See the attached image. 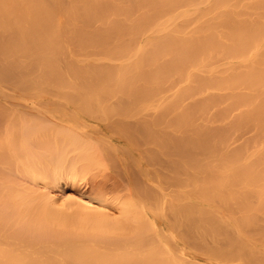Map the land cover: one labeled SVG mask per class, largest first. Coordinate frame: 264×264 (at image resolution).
<instances>
[{
    "label": "bare ground",
    "instance_id": "bare-ground-1",
    "mask_svg": "<svg viewBox=\"0 0 264 264\" xmlns=\"http://www.w3.org/2000/svg\"><path fill=\"white\" fill-rule=\"evenodd\" d=\"M163 124L168 128L166 125L164 128ZM211 124H219L222 127L217 125L214 127ZM104 129L111 132L110 136L113 139L132 145L135 148H132L133 151L140 156L144 158L147 156L148 160L144 158L143 160L152 167L150 170L145 168L140 170L142 166L140 162L138 163L140 166L137 164L140 174L136 170L138 175L134 171L133 175L127 171L130 170L129 166L126 165L128 167L126 170L123 164L122 171L124 169L126 171L123 176L119 171L120 177L116 175L117 172L107 177L105 174L102 177L101 174L98 180L96 176L94 179L92 177L93 180L85 185L87 187L78 190L75 199L65 198L64 188L75 186L78 180L87 174L89 165L91 167L102 165L100 157L93 159L94 156L97 157L95 153L102 152L111 156V153L117 154L116 152L122 150L123 146L114 144L109 146L105 139L100 137ZM244 130L250 132L249 138L248 132L244 133ZM241 132L242 134H238ZM238 135L243 138L240 146L238 142L241 139H237ZM232 136L236 138L231 139ZM228 138L234 140L232 143L237 144V149L232 148L234 145L228 143ZM227 143L228 146L231 145L233 151L227 150ZM68 144L72 145L70 147L74 148L73 151L79 148L83 154L82 158L79 159L81 157L79 151L76 150L74 153L70 151L79 157L75 158L76 155L73 156L69 152L72 155L69 157L74 159L68 161L66 157L64 161L62 158L63 163L57 166V169L54 168L41 177L35 171L40 165L41 154L66 156L70 150ZM102 153L98 156H102ZM157 153L162 157L166 155V159L156 157ZM114 156H111L112 159ZM87 157L92 158L93 163ZM85 158L91 163H85ZM107 159L109 161V158ZM112 159L110 158V161L113 162ZM114 163L117 164L116 160ZM117 166V170H120ZM77 174L80 175L79 179ZM134 176L138 177L135 179ZM140 176L147 183L152 185L153 182L156 183L164 191L171 189L173 184L175 188L180 184V190L184 188L185 191L182 192H186L188 197L184 195L185 201L180 205L175 203L174 199L165 200L166 195L170 197L174 194L173 191H176L173 190L174 187L168 194H164L161 189L156 191L153 187L147 188L150 187L148 184L143 190L141 183L137 184V181L142 179ZM114 177H117L116 181L112 180ZM106 178L112 182L109 180V184ZM118 179H121V182H117ZM35 180L44 182L45 189L39 187L43 192L33 184ZM138 182L145 186L146 182L144 183L143 179ZM163 183L166 184V190ZM55 187L58 188L56 191L50 190ZM136 187L138 189L141 187V192ZM135 190L137 194L134 193ZM180 190L178 189V192ZM122 191H125V194ZM146 192L151 200L143 195ZM111 194L115 200L122 198L123 201L126 197V201L124 200L126 205L130 201L131 205L129 203L130 206H125L124 201L120 200L121 205H116L118 212L115 211L113 215V212L110 213L104 207ZM117 194H120L121 198ZM132 194L136 197L131 196ZM126 195H130L129 199ZM130 197H133V200L143 199L141 201V203L144 201L143 205L144 198L147 202L149 199L151 202L148 203H151L153 208L148 205L150 206L148 209L145 205L148 210L145 211L144 207H140L136 200L133 201ZM177 197L179 196L174 197L176 201L182 200ZM57 198L62 199L63 208L64 205L67 206V209L76 215V223L80 225L77 228L79 231L73 232V227L67 226L68 220L65 218L51 216L52 221L57 219V227L52 228L56 232L51 229L52 225L48 227L47 222L46 225L44 221L39 222L40 218L36 217L34 211L41 200L52 205L57 203ZM215 200L218 204L213 205L214 207L219 205L223 208L224 204L226 208V204H236L232 205L238 208L236 211L228 205L230 207L228 212H232V215H235L234 212L238 215L247 208L249 210L245 211L246 213L250 211L249 217L259 219L260 217H256L257 212L260 210L263 213L261 210L264 209L257 206L264 205V0H0V240H2L0 264H27L28 261L32 264L31 262L37 259L30 257L34 251L32 253L30 251V255L25 249L19 253L15 248L21 242L30 246L37 245L41 239L47 244L58 243V246L60 243L75 240L84 242L82 245L84 248L77 249L76 243H74L76 250L71 246L67 247L71 251L65 248L66 251L72 252L69 255L65 252V258H70L72 264H76L74 259H77V262L81 261L79 264H111L113 256L109 254L108 246L114 240H122L111 237L120 233L122 236L125 235L123 239L125 242L121 241L122 246L120 241L117 244V241L115 242L117 246H121L118 248L120 250H116L113 243L110 253L115 249L117 254L114 253V257L117 256L112 262L118 261V264H123L117 259H121L125 254L123 252L127 250V246L136 244L139 235L134 234L142 231V228L149 230L148 226L153 231L152 224L148 222L152 221L151 211L156 213L155 215H158L159 211L165 218L164 221L171 226H177L178 222L182 223L181 218L188 214L189 218L193 217V220L188 219L193 224L195 220L202 219L201 224L200 221L196 222L198 226L194 225L195 229L191 228L192 230L185 227L184 223L178 224L180 227L184 225L183 231L180 229L181 233L185 232L182 237L185 236L187 239L189 236L184 241L185 244L186 241L189 244V238L196 234L197 238L195 235L193 238L194 245L196 243L199 248L194 249L197 250L196 253L201 251L208 259L200 261L191 256L187 261H183L177 253L175 255L174 251L178 252L179 249L171 245V240L164 237L163 232L160 233L164 230L163 227L160 230L157 226L158 229L154 228L153 232L155 230L156 232L152 236L151 229L147 232L149 235L137 232L145 235L139 237L143 244L140 243L137 248L143 252L145 245L155 247L157 244L153 243L157 242L159 244L157 246L162 249L163 245L156 236L160 233L163 240L169 242L167 244L175 250L167 254L163 248V254L159 252L161 257L156 249L150 246L146 257L135 256V259L134 255L130 254L132 255L130 257L126 252L127 255L121 262L122 260L127 262L126 259L129 257V260L132 259L130 262H134L133 258L135 261L148 259L145 264L148 262L167 264L169 259L173 264H180L178 263L180 258L182 262H187L184 264H209L207 262L261 264L260 255L258 257L253 252L256 249L255 245H248L247 240L248 244L239 240L237 242H242L241 246L239 243H236V246V241L233 244L230 242L233 238L229 237L227 241L222 237L221 240L218 235L220 239L218 241L217 235L212 234L211 229H214V226L210 227L211 224H218L217 229H214L218 232L224 223L218 221L220 219L218 216L222 212L218 211L219 215L215 216L216 222L214 218L209 217L214 224L208 217L206 218V213L202 212L208 210L216 214L215 209L203 206L204 204L208 206L209 202L211 205L213 204L211 201ZM138 202L140 204L139 200ZM248 202H254L258 211L254 209L255 207L251 210L252 205L250 203V207L247 206ZM244 204H247V207ZM225 208L222 209L223 212ZM132 209L137 210L136 214L134 211L132 213ZM252 211H256V215L251 214ZM178 214L179 217L183 216L178 219L176 217ZM224 214L222 213V216ZM232 215L230 213V216ZM115 216H119L121 223ZM142 218L148 221L145 222ZM135 219L143 222L140 225ZM262 219L263 216L261 221L259 219L260 223ZM132 220L142 228L135 226ZM259 221L256 220L257 223ZM240 222L238 221L237 227ZM248 222L249 227L242 225L243 233L246 228L245 233L251 234L250 237L264 236L263 226ZM129 223L132 224V228L126 226ZM178 226L174 231L176 235L180 228ZM228 226L227 229L221 227L220 232L225 229L223 232H227L228 229H230L228 233L231 232L233 228ZM171 228L173 230V227ZM201 228L204 232H200L203 231ZM195 230L196 232L200 230V235L203 238L204 234L206 239L203 240L207 242V238H212L206 246ZM180 234L178 237L181 240ZM230 235L236 233L227 236ZM237 235L236 237H239ZM36 239L40 241L33 243L32 241ZM3 240L6 244L15 242L11 245L13 249L6 247L8 244L4 246ZM166 241L162 243L165 244ZM104 243L107 244V249L98 245ZM85 244L89 247L95 244L99 248L93 245L94 249L85 247ZM259 244L257 245L264 248L262 243ZM210 245L211 248L226 246L225 255H221L222 251L218 249L215 250L217 255L208 254L212 251L209 249ZM54 248H51L53 252L56 249ZM233 250H237V254L240 250L246 251L244 256L248 254L251 256L248 258L235 256L236 254L233 256L232 253L229 254ZM57 251H55L57 254H54L60 256V251ZM63 251L64 249L61 252ZM118 251H123L122 255ZM44 252L47 254L46 249ZM118 256L120 257L117 258ZM173 256L177 257L175 259L178 262L172 259ZM49 257L50 261L56 260L48 255ZM210 257L212 258L209 259ZM66 264L70 263L67 261Z\"/></svg>",
    "mask_w": 264,
    "mask_h": 264
},
{
    "label": "rangeland",
    "instance_id": "rangeland-1",
    "mask_svg": "<svg viewBox=\"0 0 264 264\" xmlns=\"http://www.w3.org/2000/svg\"><path fill=\"white\" fill-rule=\"evenodd\" d=\"M146 113H147V112H146ZM148 113H149V111H148ZM149 114H150V113H149ZM144 115H145V114H144ZM95 124H96V123H94V125H95ZM163 125H164V128H165V125H166V124H163ZM163 125H162V126H163ZM211 125L215 127L217 124H215V125H214V124H211ZM162 126H160V128H161ZM172 126H173V124H172ZM217 126L222 127V126L219 125V124H218ZM102 127H103V126H102ZM157 128H158V127H157ZM166 128H168L167 125H166ZM161 129H163V128H161ZM217 129H218V128H217ZM247 132H248V134H247V137H248V135L250 136V134H249L250 132H249L248 130H247ZM247 132H245V130H244V133H247ZM244 133H243V135H244ZM233 134H234V133H233ZM236 134H237V133H235V135H236ZM238 134H242V132H241V133H238ZM110 135H111V132H107V131L104 129L103 132L100 134V137L103 138V139H105V142H106L109 146H111V145H113V144H114V145H118V146H123L122 150H123V149H126V150H123V152H121L122 150H120V149H121V147H120V149H119L120 151L116 152L117 154L111 153V156H114V155L117 156V157L114 156V157H113L114 159H112V157H111L110 155L108 156L107 153H102V152L99 151L100 153L103 154L102 156H100V155H101L100 153H98V154H100L99 156H98L97 153H95L97 157L95 158V156H94L93 159L96 160L97 158L100 157V158H101V160H100V164H102V165H100V166H94V165H93L92 167L89 165V169H88L89 171L86 172L87 174H86V175L84 174L85 176H84L83 178L81 177V179H79V178H80V175L77 174V175L79 176V177L77 176L78 179H79V180H78V183H77L75 186H71V187H70V186H66V187L64 188V192L66 193L65 196H64L65 198H68V199H75L76 196L78 195V190H79L80 188L87 187V186H85V185H86V184H89V183L91 182L92 177H93V179H94V177L96 176V179H97L98 177H101V174H102V177H103L104 174L106 175V177H107V175H110V174L113 176L116 172H117L116 175L118 176V175L120 174L119 171L123 173V174L121 173V175L123 176L124 173L126 172V171H124L125 169L123 170L124 172L122 171L123 167L121 168V166H124L123 164H125V168H126V170H127V168H128L127 166H129L128 169H130V170L133 169L132 172H130V170H127L128 173H131V174H133V175H134V172L136 173V170L139 172V169H137V168H139V167H137V166L140 164V162L142 163V164H141L142 166L139 165V166H140V170H141V169H143V170H145V169L150 170L149 168L152 167V165L149 166L148 163H147V161H146V163H147V164H146L145 161L143 160L144 157L140 156V155L137 154L135 151H133V149H135V148H133L132 145H131V146H132V147H131L129 144H125L124 142H119L117 139H115V138L113 139V137L110 136ZM238 136H239V135H238ZM234 137L236 138V136H234ZM234 137L232 136L231 139H232V138L235 139ZM244 137L246 138V136H244ZM239 138L241 139V141L238 142V145L240 146L239 143L243 142V138H241V137L239 136L237 139L239 140ZM248 138H249V137H248ZM231 139L228 138V140H227V141H229V142H228L229 144L232 143V141H234V140L231 141ZM245 140H246V139H245ZM245 140H244V142L246 143L247 141H245ZM247 140H248V139H247ZM235 142H236V140H235ZM93 143L95 144V143H97V142H93ZM228 143H227V150H229V151H233V150L231 149V147H230L231 145L228 146ZM232 144L235 146V147L232 146V148H233V149H234V148L237 149V144L234 143V142H233ZM235 144H236V145H235ZM243 144H244V143H243ZM68 145H69V146H68ZM68 145H67V147H68V150H69V147L72 146V145H70V144H68ZM229 147H230V148H229ZM132 148H133V149H132ZM66 149H67V148H66ZM73 149H74V148L70 147V150H69V151L66 150V151H68V154L66 153V154H67L66 156H65L64 154H62L61 156L56 155V154H53V156H52V154L49 155V153H47L48 155H47V154H46V155L41 154L42 157L40 158V156H39V158H40V159H39V160H40V165H38V166L36 167L37 170H35V171H37V173H38L41 177L47 175L48 172H49L50 170H53L54 168L57 169V168H58L57 166H59V165H61V164L63 163V159H64V161H66V157H68V161H70L72 155H73V156L76 155V154H72V152L74 153L76 150H77V151L80 150L79 148H78V149L75 148V151H73ZM235 149H234V150H235ZM70 151H72V152H70ZM124 151H125V153H124ZM69 152H70L72 155H70ZM79 152L81 153V151H79ZM95 152H96V150H95ZM155 152H156V151H155ZM160 152H161V150H160ZM40 153H41V152H40ZM76 153H77V152H76ZM77 154H78V153H77ZM108 154H109V153H108ZM112 154H113V155H112ZM157 154H158V153H157ZM157 154H155L156 157H160L161 159L164 157V158L166 159V157H165L166 155H164V156L162 157L161 155H159L160 153H159L158 155H157ZM79 155H80L81 157H79ZM79 155H78L79 159L82 158V155H83V154L81 153V154H79ZM93 155H94V154H93ZM142 155H143V154H142ZM153 155H154V154H153ZM201 155H202V154H201ZM216 155H218V154L216 153ZM69 156H71V157H69ZM103 156H104V158H103ZM202 156H203V155H202ZM202 156H200V157L202 158ZM214 156H215V155H214ZM218 156H219V155H218ZM78 157H77V155H76L75 158H78ZM131 157H133V158H131ZM141 157H142V158H141ZM167 157H168V159H170L169 156H167ZM62 158H63V159H62ZM102 158H103V159H102ZM105 158H106V159L109 158V161H108V159H107V161H106ZM110 158L113 160V162L110 161ZM217 158H219V157H217ZM36 159H37V158H36ZM72 159H74V157H73ZM72 159H71V160H72ZM79 159H78V160H79ZM87 159H88V157H87ZM87 159H86V158L84 159V160H86V162H85L84 160H82V162L87 163V162H88ZM89 159L92 160V158H89ZM89 159H88V160H89ZM130 159H133V160H130ZM144 159H147V160H148L147 156H146V158H144ZM203 159H204V158H203ZM75 160H76V159H75ZM75 160H73V161H75ZM115 160H116L117 164H119V166H117V164L114 163ZM118 160H119V161H118ZM120 160H121V161H120ZM211 160H212V159H211ZM213 160H215L214 162H216V159H215V158H213ZM98 161H99V159H98ZM128 161H129V162H128ZM130 161H131V162H130ZM202 161H203V160H202ZM77 162H78V161H76V163H77ZM82 162H80V163H82ZM96 162H97V161H96ZM110 162H111V163H110ZM80 163H78V164L80 165ZM88 163H89V162H88ZM90 163H91V161H90ZM90 163H89V164H90ZM92 163H93V160H92ZM138 163H139V164H138ZM114 164H115V165H114ZM137 164H138V165H137ZM144 164H145V165H144ZM79 165H77V166L79 167ZM82 165H83V164H82ZM98 165H99V164H98ZM126 165H127V166H126ZM133 165H134V167H133ZM116 166H117L118 168H120V170H117ZM85 167H86V166L84 165V168H85ZM131 167H132V168H131ZM153 167H154V166H153ZM80 168H81V166H80ZM84 168H83V169H84ZM144 168H145V169H144ZM202 168H203V167H202ZM153 170H154V168H153ZM86 171H87V170H86ZM133 171H134V172H133ZM114 172H115V173H114ZM201 172H203V171H201ZM37 173H36V174H37ZM118 173H119V174H118ZM79 174H80V173H79ZM97 174H98V175H97ZM136 174H137V173H136ZM138 174H140V172H139ZM138 174H137V175H138ZM82 175H83V174H82ZM105 175H104V176H105ZM116 175H115V176H116ZM121 175H119V177H120ZM135 177H136V176H134V178H135ZM137 177H138V176H137ZM137 177H136V178H137ZM140 177H141V176H140ZM108 178H109V177H108ZM110 178H112V177H110ZM115 178L117 179V177H114L112 180H114ZM136 178H135V179H136ZM141 178H142V177H141ZM145 178H146V177H145ZM93 179H92V180H93ZM101 179H102V178H101ZM103 179H105V178H103ZM103 179H102V180H103ZM116 179H115V181H116ZM138 179H139V178H138ZM138 179H137V180H138ZM142 179H143V182L145 183V182H146L145 179H144V178H142ZM142 179H139V180L142 181ZM97 180H98V179H97ZM99 180H100V178H99ZM109 180L112 182L111 179H109ZM109 180L106 178V181H108V183H109ZM119 180H120V181H119ZM139 180H138V181H139ZM106 181H105V182H106ZM135 181H136V180H135ZM138 181H137V184L141 183L140 186H142V189H143V190H145V188L147 187L146 184H148V186H150V187H147V188H151V187H153V189L156 190V191H160V189H161V191H162L164 194H168V192H170V191L172 190V187H174L173 190L176 189V191H173L174 194H173V193H170V194H173V195H170V194H169L170 197H168V196L166 195V196H165V200L168 199V201H170L171 199H174L175 203H177L178 205H180L181 202L183 203V201H185V200H183V199L186 198L185 196H187V193H186V192H182V190L185 191L184 188H182V189L180 190V187H179L180 184H178V187H177V185H176V188H175V185L173 184V186L171 185V189H167L168 191H164V190L162 189V187H160L159 185L157 186L156 183H154V182H153V185H152V183H147V182H146V183H145V186H144V184H142V182H138ZM117 182H121V179H118ZM168 182H169V180H168ZM168 182H167V183H168ZM161 183H162V182H161ZM33 184H34V185L36 184L38 188L40 187V188H42V189H45V187H44V182H43V181H38V182H37V181L35 180V181H33ZM109 184H110V183H109ZM137 184H136V186H137ZM163 184H164V183H163ZM163 184H162V185H163ZM48 185H49V184H48ZM165 185H166V184H164V186H165ZM169 185H170V182L168 183V186H169ZM156 186H157V187H156ZM164 186H163V187H164ZM144 187H145V188H144ZM40 188H39V189H40ZM42 189H40L39 191L43 192ZM57 189H58V188L55 187V189H54V188H51L50 190H52V191H56ZM136 189H138V187H136ZM164 189L166 190V186H165ZM178 189L181 191V192L179 191L180 193L178 192ZM140 190H141V187H139L138 191L141 192ZM169 190H170V191H169ZM156 191H155V193H156ZM122 192H123V191H122ZM126 192H127V191H126ZM119 193H120V192H119ZM123 193L125 194V191H124ZM127 193H128V192H127ZM131 193H132V192H131ZM131 193H130V194H131ZM134 193L137 194V191L135 190ZM142 193H144V192H142ZM155 193H154V194H155ZM120 194H121V193H120ZM120 194H117V195L119 196V198L122 197V194H121V197H120ZM124 194H123V195H124ZM128 194H129V193H128ZM140 194H141V193H140ZM179 194H180V195H179ZM114 195L116 196V194H114ZM133 195H134V194H132L131 196H133ZM143 195H145V196H147V197L149 198V195L147 194V192H146L145 194H143ZM177 195L179 196V197H177V198H178V199H181V198H182V200L176 201L174 197L177 196ZM184 195H185V196H184ZM126 196H127V195H126ZM129 196H130V195L127 196V197H128L127 199H129ZM134 196H135V195H134ZM134 196H133V197H134ZM138 196H139V195H138ZM145 196H144V197H145ZM173 196H174V197H173ZM183 196H184V198H183ZM111 197H113L112 194L109 196L110 199H108V201H110V200L112 199ZM133 197H132V198H133ZM135 197H136V196H135ZM139 197H140V196H139ZM142 197H143V196H142ZM187 197H188V196H187ZM116 198H117V196H116ZM122 198H123V197H122ZM122 198H121V199H122ZM125 198H126V197H125ZM125 198L123 199V201L125 200ZM132 198L130 197V199H132ZM137 198H138V197H137ZM169 198H170V199H169ZM121 199H120V200H121ZM133 199H134V198H133ZM133 199H132V200H133ZM144 199H145V205H146V206H148V205L151 204V203H148V202H151V201H150L151 198H149L150 200L148 199V202H147V199H146V198H144ZM61 200H62V199L57 198V203L52 204V205H48V204H46L45 202L43 203V202H42L43 200H41V203H39L40 205L36 207L34 213H35L36 217H39L40 220L42 219L41 221L39 220L40 223H42L43 221H44V222H43L44 225H46V224L48 223L49 226H48V225H47V226H48L49 228H50V226L52 225V226H51V229H52L53 227H54V229L57 227V226H56V225H57V219H56V221H52V220L50 219L51 216H53V217H55V218H58V219H59V218H65L66 221L68 220V221H67V222H68V225H67V226L73 227V228H72V231L74 230L73 232H77V230H78L77 228H79L80 225H77V223H76V220H77V218L75 217L76 215H75L74 213H72L69 209H67V206L64 205V202H63V205H64L65 208H63V207L61 206V202H62ZM113 200H114L115 202L117 201L116 204H115V202H114ZM120 200H118V199L115 200L114 197H113V199H112L113 203H112V201H110V205H109V204H108V201H106V204H107V205L104 203V207H106V209H107L110 213L113 212V215H115V213L118 212V207H117L118 204L121 205V203H119ZM135 200H136V198H135ZM135 200H133V201H135ZM138 200L140 201V204H139ZM138 200H136L135 202H137L138 205H139L140 207H144L145 211H148V210L146 209L145 205H143V202H144V201L141 203V201H142L143 199L141 200V199L138 198ZM121 201H122V200H121ZM123 201H122V202H123ZM125 201H126V200H125ZM125 201H124L125 206H127V205L131 202V201L129 202V200H127L129 203L126 205V202H125ZM172 202H173V201H172ZM211 202H213V204L211 203V205H209V204H210V202H209V203H208V206H206L207 204H204L203 206H204V207H209V206H210L209 208L215 209L216 211H214V212H216V214L213 213V212L211 213L210 211L208 212V210H207V212H206V210H204V212H202V213H206V214H205L206 218H207V217H208V218L211 217L212 219H213V218L215 219V218H216L215 216H216V215L218 216V215H219V212H220V213L222 212L223 214L225 213L224 216H222V213L218 216V217H220V219L218 220L219 222H220V221H224L223 224L220 222L222 225L219 223V224L221 225V227H222V228L225 227V228L227 229V228H229L228 225H230V226L233 228V230L236 229L235 231L232 230L233 232L231 231V232H229V233H228V230L230 231V229H228L227 232H223V231L226 230V229H225V230L222 231V232H223V233H222V232H220V231L222 230V228L219 227V228H220V229H219L220 231H218V232H219V233H218L216 230H214V229L216 228V226H218V224H217V225H216V224H215V225H212V224H211V226L209 225L210 227H213V226H214V227H213L214 229H211V230H212L211 232H212V234H216V235H217V236H216V237H217V240H218V241H219L220 239L222 240V237H223V239L229 241L228 238L231 237V238H233V239L230 241L231 244H233V243L236 241L235 244H236V243H239V245L241 246V243H242V242H237V241H239V240H240V241L243 240L244 243H247V242H248V243H249V244L247 243L248 245H252V244L255 245V248H256V249H255V251H253V252H254L255 254H257L258 257H259V255H260V258L262 259V261L259 259V260L261 261L260 263L262 264V262H263V264H264V258H263V257H264V250H263V249H264V248H263L262 246H258V245H257V244H259L258 242H260L259 245H261V243H262V245L264 246V244H263V243H264V242H263V241H264V239H263L264 236L261 237V235H259L257 238H256L255 236L250 237L251 234H249L248 232L245 233L246 228H245V230H244V233H243V231H242L244 227H249L248 225H250V224H249L248 221H250V223H251L252 225H258V226H263V227H264V223H263V222H264V215H263V214H264V209H263L264 205H260V204H259V205H260V206H259V205L257 204L258 207H260V208L263 209V210H261V211H263V213L260 212V210H259V213L257 212L258 215H256V213H255L256 211H254V212L252 211V212H251V214H252V213H255L256 217H257V216L260 217V218H259L260 221H261V217L263 216L262 223H260V221H259L258 218L255 219V218L249 217L248 213H249L250 211H249L248 213H246V211H245L247 208L244 209V212H241V213H239L238 215H237V212H234L235 215H232V214H233L232 212H228V210L230 209V207H231V209L234 208V209H235L234 211H236V209H238L236 206H235V207H232V205H233L232 203H231V204H230V203H229V204H226V205H227L226 208H225L224 204L222 203V204H223L222 207L226 209V210L223 212L224 209H223V208H220L219 205L216 206V207L213 206V205H215V204H218V201H217V203H216V200H215V201H211ZM250 203H251V202H248V205H247V204H246V205L249 206ZM114 204H115V206H114ZM122 204H123V203H122ZM219 204L221 205L220 201H219ZM254 204H255V203L252 202V203H251L252 206H251V207L249 206V207L251 208V210H252V207L254 208V207L256 206V205H254ZM112 205H113V206H112ZM116 205H117V206H116ZM130 205H131V203H130ZM130 205H128V206H130ZM133 205H137V204H133ZM228 205H229L230 207H228ZM234 205H236V204H234ZM234 205H233V206H234ZM244 205H245V204H244ZM244 205H242V206L244 207ZM246 205H245V206H246ZM150 206H151V207H150ZM150 206H148V209H149V207H150V208H153L152 205H150ZM247 206H246V207H247ZM112 207H113V208H112ZM116 207H117V208H116ZM119 207H120V206H119ZM218 207H219V208H218ZM238 207H239V204H238ZM239 208H240V207H239ZM37 209H38V210H37ZM207 209H208V208H207ZM222 209H223V210H222ZM254 209L257 210L258 208L255 207ZM36 210L39 211V213L36 212ZM185 210H186V209H185ZM187 210H188V209H187ZM248 210H249V209H247V211H248ZM115 211H116V212H115ZM133 211H134V213L136 214L137 210H133V209H132V213H133ZM156 211H157V210H155V212H156ZM218 211H219V212H218ZM257 211H258V210H257ZM52 212H53V215H51ZM60 212H61V213H60ZM157 212H158V215H155L156 213H154L153 211H151V215H150L151 217H150V219H152V221L143 220V218H142V220L145 221V222H146V221L150 222V224H152L153 231H154V228H155V229H158L157 226L159 227L160 230H161V227H163L164 230H161L160 233L163 232L162 235H163L164 237H168V238H167L168 240H171V242H172L171 245L173 244V245H175L174 248L177 247V249H179L178 252L174 251L175 249H173V247L171 248L170 244H167V243H169V242H167L166 240H163V236L160 235V233H159V235L156 234V236H158V237H157V238H158V241L163 245V247H161V246H160V247H161L162 249L165 248L166 253H167V252H168V253H171V251L173 250V251L175 252V255L178 254V255L182 258L183 261H187V259L191 258V256H194V257H195V260H200V261H203V260L208 259L207 257H204L203 254H201V251H200V250H199V251H200L199 253H196L197 250L194 249V248H196V247H197L196 249L199 248V247L196 245V243H195L196 246L194 245V242H195V241L193 240V238H194V235L196 236V234H194L193 237L189 238V241L193 243V244H192V243L189 242V244H190L191 246L193 245V247H191V246L188 244V241H186V244H185V242H184L185 240L188 239L189 236L187 237V239H185V236L182 237V235H183L185 232H182V233H181V231H180V229L182 230V229L184 228V225H185V227H187V228L189 227L190 229H191V228H192V229H195V226L197 225V224H195V223H196V222H199L200 219H199V220L197 219L198 221L195 220L196 222L193 221V222H194V224H193L192 221H189V220H188V219L193 220V217H192V216H191V218L188 217V216H190V215L188 214L189 212L186 211L187 214H188V216L186 215L185 218H184L183 215H182L183 218H181V217H182L181 215H180V217H179V214H178L176 217H177L178 219L181 218V222L184 223V225H183V227H180L181 225H179V224H182V223H179V222L177 221V222L179 223V224L177 223V226L179 225L178 227H180V228H178V229H179V230L177 231L178 235H176L174 231L177 230V228H176L177 226H176V225H175V226H174V225H173V226L169 225V223L165 222L166 220H165V218H163V216L161 215V213L159 214V211H157ZM191 212H192V211H191ZM217 212H218V213H217ZM138 213H139V211H138ZM138 213H137V215H138ZM230 213H231L232 216H230ZM260 213H261V214H260ZM39 214H40V215H39ZM41 214H42L43 216H42ZM65 214H67V215H65ZM117 214L120 216L119 213H117ZM117 214H116V215H117ZM140 214H142V213H140ZM180 214H181V212H180ZM184 214H185V213H184ZM209 214L214 215V216L212 217V216H210ZM259 214H260V215H259ZM57 215H58V216H57ZM159 215H160V216H159ZM225 215H226V216H225ZM45 216H46V217H45ZM119 216H118V217H119ZM132 216H134V215L132 214ZM138 216H139V215H138ZM141 216H142V215H141ZM158 216H159V218H157ZM229 216H230V217H229ZM233 216H236V218H235V217L233 218ZM251 216L254 217V215H251ZM115 217H117V216H115ZM115 217H114V218H115ZM118 217H117L118 222H119V220L122 221L121 219H118ZM143 217H144V216H143ZM161 217H162V219H160ZM187 217H188V218H187ZM238 217H239V218H238ZM248 217H249V218H248ZM123 218H124V217H123ZM131 218H132V217H131ZM134 218H135V217H134ZM139 218H141V217H137V219H139ZM144 218H145V217H144ZM186 218H187V219H186ZM129 219H130V218H129ZM145 219H146V218H145ZM183 219H184V220H183ZM185 219H186V220H185ZM203 219H204V218H203ZM212 219L209 218V220H210L211 222H213V224H214V221L216 222V219H215L214 221H213ZM246 219H247V220H246ZM71 220H72L73 222H72ZM135 220H136V219H135ZM142 220H141V221L136 220V222H137L138 224L141 225V223L143 222ZM164 220H165V221H164ZM182 220H183V221H182ZM206 220H207V219H206ZM231 220H232V221H231ZM233 220H234L235 222L237 221V222H236L237 224H236L235 222H233ZM256 220H257V222L259 221V223H257ZM124 221H125V220H124ZM179 221H180V220H179ZM201 221H202V219H201ZM201 221H200L199 224H201ZM203 221H204V220H203ZM225 221H226V222H225ZM230 221H231V222H230ZM238 221H239V222L241 221V222H240V225H241V226L244 225V227H243V226L241 227L240 225L237 227V225L239 224ZM46 222H47V223H46ZM50 222H51V223H50ZM127 222H129V221H127ZM133 222H135V221L132 220V223H133ZM189 222H190V223H189ZM243 222H244V224H242ZM40 223H39V225H42V224H40ZM119 223H121V222H119ZM170 223H171V222H170ZM185 223H186V224H185ZM187 223H188V224H187ZM227 223H229V224H227ZM232 223H233V224H232ZM253 223H254V224H253ZM133 224H134L135 226L138 227V224H137V225H136V223H133ZM190 224H191V225H190ZM205 224H206V223H205ZM208 224H209V222H208ZM114 225H115V224H114ZM117 225H118V224H117ZM119 225H121V224H119ZM122 225L125 226L126 224H122ZM122 225H121V226H122ZM134 225H133V226H134ZM140 225H139V227H138L139 229L142 228V227H140ZM143 225H144V223H143ZM148 225H149V223H148ZM194 225H195V226H194ZM203 225H204V224H203ZM42 226H43V225H42ZM126 226H129V227L131 226L130 228H132V224H131V223H129V224L126 225ZM150 226H151V225H150ZM197 226H198V225H197ZM197 226H196V227H197ZM204 226H206V225H204ZM204 226H203V227H204ZM233 226H234V227H233ZM143 227H144V226H143ZM145 227H146V224H145ZM171 227H173V230H172ZM206 227H207V226H206ZM239 227H240L241 229H240ZM134 228H135V227H134ZM146 228H147V227H146ZM175 228H176V229H175ZM51 229H49V231H50ZM54 229H52V230L55 231ZM147 229L150 230L151 228H149V226H148ZM174 229H175V230H174ZM192 229H191V230H192ZM201 229H202V228H201ZM204 229H205V228H204ZM216 229H217V228H216ZM239 229H240V231H239ZM52 230H51V231H52ZM81 230H82V229H81ZM131 230H132V229H131ZM141 230H142V231H137V232H145L147 235H149V233H147V232H149V230H146V229H143V228H142ZM143 230H144V231H143ZM145 230H146V231H145ZM202 230H203V229H202ZM205 230H206V229H205ZM207 230H208V229H207ZM207 230H206V231H207ZM237 230H238V231H237ZM78 231H79V230H78ZM129 231H130V229H129ZM151 231H152V229H151ZM151 231H150V232H151ZM153 231L151 232V235H150V236H152V234L155 235L156 230H155V232H153ZM179 231H180V232H179ZM182 231H183V230H182ZM199 231H200V230H197L198 233H199ZM206 231H205V232H206ZM208 231H209V230H208ZM55 232H56V231H55ZM132 232H133V231H132ZM135 232H136V229H135ZM137 232L134 234V236L138 234L139 237H141V238H142V236L145 237V235H141L142 233L139 234V233H137ZM191 232H192V231H191ZM195 232H196V230H195ZM195 232H194V233H195ZM197 232H196V233H197ZM200 232H204V230H203V231H200ZM211 232H210V233H211ZM234 232L236 233V235L238 234L237 236H239V237H236V235H230V236H227V235L230 234V233L235 234ZM239 232H241L244 236H243L241 233L239 234ZM49 233L54 234L53 232H49ZM180 233H181V234H180ZM217 233H218V234H217ZM227 233H228V234H227ZM114 234H115V233H114ZM116 234H119V233L116 232ZM123 234H124V233H123ZM179 234H180V236L182 237L181 240H180L179 237H178ZM190 234H191V233H190ZM190 234H189V235H190ZM224 234H226L225 236H227V238L224 236ZM128 235H129V233H128ZM128 235H127V236H128ZM130 235H131V234H130ZM140 235H141V236H140ZM166 235H167V236H166ZM184 235H185V234H184ZM187 235H188V233L186 234V236H187ZM206 235H207V237H208V234H207V233H206ZM210 235H211V234H210ZM218 235H219V237H221L220 239L218 238ZM240 235H241V236H240ZM134 236H133V239H134ZM171 236H172L173 238H172ZM212 236L215 237V235H212ZM246 236H247V238H246ZM111 237H116L117 239H118V238H122V240L119 239L120 242H119L118 240H116L117 242H116L115 240H114V241L112 240L113 242H111V244L108 246V247H110V248L107 247L108 250H109L110 252H112V249H111V248H113V247H112L111 245H112L113 243H114V244H113V246H114V245H116L118 242H119L120 244L122 243L121 241L125 242V241L123 240L124 237H125V235L122 236L121 233H120V235H117V236H116V235H115V236L113 235V236H111ZM139 237H137L138 240L135 241L136 244L129 243V244H133V245H129V246H127V250H125V252H123V251H124V249H126L125 247H126V245H127V242L124 243V246H125V247L123 246V247H124L123 251H118V252H120V253H121V252L125 253V254H123V255H122V253H121L122 256H121L120 253H119V255L121 256V259H125L126 255H127L126 252L129 253V254H128L129 256H130V254L134 255V258H135V256H141V258H143V256L146 257L145 255H146V253L151 249V247H152V249L155 248V249H156V252H158V253L160 252L161 255L163 254L162 249H160V248L157 246V245H159V244L156 242L157 240H156L155 238H154L153 240H154L156 243H153V244H154V245L157 244V245H156L155 247L152 246V245H150V244H148V245H150L151 247L145 245V246H146V247H144L145 249H144V248H141L142 250L144 249L143 252H142V251L140 250V248H137L138 245H139L140 243L143 244V243H142V239L139 238ZM198 237H199V238L201 237V240H202L203 242H205V246H206V244L209 243V241L212 239V238H211V239L207 238V240H208V242H207L206 240H203V238L206 239V237L204 236V234H203V238H202V236L200 235V233H199ZM209 237H210V236H209ZM254 237H255V238H254ZM116 238H115V239H116ZM129 238H130V237H129ZM135 238H136V237H135ZM147 238H148V240H149V237H147ZM150 238H151V237H150ZM160 238H161L162 240H161ZM195 238H197V236H196ZM111 239H113V238H111ZM130 239H132V236H131ZM164 239H165V238H164ZM183 239H184V240H183ZM191 239H192V240H191ZM213 239H214V238H213ZM254 239H256V240H254ZM37 240L40 241L39 239H36V241H35V240H33V241L30 240V241H32L33 243H35V242H37ZM125 240H126V238H125ZM127 240H128V239H127ZM127 240H126V241H127ZM153 240H152V241H153ZM182 240H183V241H182ZM195 240L197 241L198 239H195ZM246 240H247V242H246ZM261 240H262V241H261ZM0 241H1V243H2V240H0ZM41 241L43 242L42 239H41ZM41 241H40V242H41ZM77 241H78V240H77ZM131 241H132V240H131ZM133 241H134V240H133ZM133 241H132V242H133ZM144 241H145V240H144ZM146 241H147V240H146ZM154 241H153V242H154ZM163 241H166L165 244L162 243ZM199 241H200V240H199ZM199 241H197V242H199ZM213 241H214V240H213ZM218 241H217V242H218ZM255 241H256V242H255ZM3 242H4V244H5L4 246H6V245L8 244L9 246L7 245L6 247H9V248H12V246H11L12 243H15V242H12L11 244H10V243H7V244H6L4 240H3ZM16 242H17V243H18V242L20 243V241H16ZM32 242H31V243H32ZM40 242H38L39 245H38V244H37V245H36V244H35V245L33 244L34 246L31 245L33 248L30 246V244L27 245L26 242H24V243H26V244H23V243L21 242V243L18 244V245L16 244L18 248H17L16 245H15V247H16L15 249H16V251L19 252V253L21 252V250H24V249H25L26 252H28V253H29L30 251H31V253L34 251L35 253H32V256H30V257H31V258H35V259L37 258L36 260L33 259L37 264H39V262H41V261H43V262H41V263H43V264H46V263H47L46 261H49L48 263H51V262H52L53 264H55L56 262H57L58 264H59V263H60V264H66V262L68 261L70 264H72V262H70V261H71L70 258H69V259H66V258H65V257H66L65 252H68L67 254L69 255V253H70L69 251H71V249H68L67 247L70 248V246H71V247L74 248V243H76L75 245H76L77 249H80L79 247H83L82 245H84V244H83L84 242H83V243H82V242L80 243V241L76 242V240H75L74 242H70V243H60L59 246H58V243H56V244H57V247H56V244H55L54 242H53V243L50 242V243H48V244H47V243H44V242H43V244H42V243H40ZM45 242H46V241H45ZM115 242H116V244H115ZM128 242H129V241H128ZM135 242H134V243H135ZM147 242H148V241H147ZM149 242L151 243L150 240H149ZM200 242H201V241H200ZM200 242H199V243H200ZM214 242H216V241H214ZM29 243H30V242H29ZM211 243H213V242L211 241ZM211 243H210V244H211ZM218 243H219V242H218ZM256 243H257V244H256ZM21 244H22V245H21ZM61 244H62V245H61ZM104 244H106V243H104ZM104 244H98V245H99V247H101V246L104 247V246H105L104 248L107 249V248H106L107 244H106V245H104ZM125 244H126V245H125ZM141 244H140V245H141ZM166 244H167V245H166ZM187 244H188V245H187ZM202 244L204 245V243H202ZM20 245L23 246V248H22ZM24 245H25V246H24ZM42 245L45 246V247L43 248ZM92 245H93L94 247L96 246L95 248L98 247V246L95 245V244H92ZM92 245H90V246L92 247ZM122 245H123V243L121 244V246H122ZM208 245H209V244H208ZM239 245H238V246H239ZM10 246H11V247H10ZM13 246H14V245H13ZM39 246H42L43 249L40 247V249H41L42 251H41L40 249H38ZM46 246H47V247H46ZM86 246L89 247V245H86V244H85V247H86ZM116 246H117V245H116ZM116 246H114V248H115L116 250H120V249H118L120 245L117 246V248H116ZM121 246H120V247H121ZM143 246H144V245H143ZM143 246H141V247H143ZM221 246H222V245H221ZM221 246H220V247L218 246V247L220 248V249H219L218 247H212V248H211V245H210L209 249L212 250V251H209L208 254H211L212 256L217 255V252H216L215 250L218 249V251H220V250L222 251V254H221V255H225V251L227 250V248H226L225 245H224L225 247L222 246V248H221ZM236 246H237V244H236ZM29 247H30V248H29ZM54 247H55L56 249H55ZM91 247H89V248H91ZM99 247H98V248H99ZM123 247H122V248H123ZM139 247H140V246H139ZM190 247H191V248H190ZM51 248H54L55 251L58 250L57 252L60 251V253L62 254V256H61V254H60V256H59V255H55V254H57V253H55V251L53 252V250H52ZM61 248L64 249L63 252H61V251H62ZM65 248H66L67 250H69V251H66ZM83 248H84V247H83ZM83 248H82V249H83ZM92 248H93V247H92ZM122 248H121V249H122ZM189 248H190V249H189ZM192 248H193L194 250H193ZM236 248H237V247H236ZM261 248H262V249H261ZM12 249H13V248H12ZM15 249H14V250H15ZM45 249H46V251H47V254L44 252ZM47 249H48V250H47ZM74 249L76 250V248H74ZM74 249H73V251H74ZM93 249H94V248H93ZM110 249H111V250H110ZM115 249H113V251H114L113 253H110V252H109V254H112V256H113L112 259H113V260H115V257L117 256V255H115V257H114V253H115V251H116ZM200 249H202V248H200ZM203 249H204V248H203ZM225 249H226V250H225ZM35 250H38V251H37L38 253H37ZM139 250H140V252H139ZM169 250H170V252H169ZM188 250H189V251H188ZM191 250H193L195 253H194L193 251H191ZM48 251H49V252H48ZM50 251H52V252H50ZM173 251H172V252H173ZM257 251H258V253H257ZM24 252H25V251H24ZM43 252H44V253H43ZM116 252H117V251H116ZM237 252H238L237 250H235V251L233 250V251H231L229 254L232 253L231 255H233V256L236 254L235 256H238V257L241 256V258H242V256H244V253H247L246 251H241V250H240V252L238 253L239 255H238ZM241 252H242V253H241ZM31 253H29V254L31 255ZM39 253H41V254L39 255ZM48 253H49V254H48ZM54 253H55V254H54ZM63 253H64V254H63ZM71 253H72V252H71ZM71 253H70V254H71ZM150 253H151V252H150ZM154 253H155V252H154ZM160 253H159V255H160ZM168 253H167V254H168ZM176 253H177V254H176ZM115 254H117V253H115ZM147 254H148V253H147ZM156 254H157V253H156ZM191 254H193V255H191ZM200 254H201V255H200ZM41 255H44V256H41ZM48 255L51 256V258L54 257V259H56L57 261H56V260L50 261V257L48 258ZM63 255H64V257H63ZM124 255H125V256H124ZM132 255H131V256H132ZM161 255H160V256H161ZM170 255H171V254H170ZM173 255H174V253H173ZM38 256H39V257H38ZM58 256H59V257H58ZM120 256H118L117 258H119ZM131 256H130V257H131ZM157 256H158V254H157ZM165 256H166V254H165ZM246 256H247V255H245L244 257H246ZM250 256H251V255H250ZM250 256H249V254H248V256H247L246 258H248V257H250ZM122 257H124V258H122ZM147 257H148V256H147ZM149 257H150V255H149ZM161 257H162V256H161ZM166 257H167V256H166ZM169 257H171V256H169ZM173 257H174V256H173ZM203 257H204V258H203ZM258 257L256 256V258H258ZM31 258H30V260H32ZM39 258H40V259H39ZM67 258H68V256H67ZM134 258H133V261H134V262H130V261H132V259L129 260V257H128V259H126L127 262H126L125 260H122V262H121V259H120V258L117 259V260H119V262H120V263H123V264H125V263H128V264H129V263H130V264H131V263H133V264H145V262L148 261V259H147V260L138 259V260L135 261L136 258H135V259H134ZM164 258H165V257H164ZM175 258L177 259V257H174V258H172V259H175ZM181 258H180V259H181ZM183 258H184L185 260H184ZM199 258H201V259H199ZM211 258H212V257H210L209 259H211ZM38 259H39V260H38ZM47 259H48V260H47ZM52 259H53V258H52ZM64 259H66V260H64ZM71 259H72V258H71ZM112 259H111V264L114 262V261L112 262ZM144 259H145V258H144ZM154 259H155V258H154ZM158 259H159V256H158ZM158 259H157V261H158ZM176 259H175V261H177ZM180 259L178 260L179 262L177 261L178 263H180V264L187 263V262H182ZM213 259H214V258H213ZM28 260H29V259H28ZM28 260H27V261H28ZM33 260H32V261H33ZM72 260H73V259H72ZM76 260H77V259H76ZM76 260H75V259L73 260V261L76 262V264L81 263V261H80V262H79V261L77 262ZM128 260H129V261H128ZM27 261H25V262L27 263ZM38 261H39V262H38ZM54 261H55V263H54ZM58 261H59V262H58ZM123 261H124V262H123ZM152 261H155V260L152 259ZM25 262H22V263H25ZM29 262H30V261H28L27 264H30ZM35 262H31V263L34 264ZM45 262H46V263H45ZM82 262H83V261H82ZM86 262H87V261H86ZM115 262H116V264H118V261H115ZM115 262H114L113 264H115ZM160 262H161V261H160ZM165 262H167V261H165ZM165 262H163V263H165ZM41 263H40V264H41ZM48 263H47V264H48ZM152 263H153V262H152ZM158 263H159V262H158ZM207 263H209V264H213V263H210V262H207ZM148 264H149V262H148ZM150 264H151V263H150ZM159 264H160V263H159ZM161 264H162V262H161ZM165 264H166V263H165ZM167 264H173V263H171V261H170V259H169V261L167 262ZM176 264H177V263H176ZM217 264H222V263L218 262Z\"/></svg>",
    "mask_w": 264,
    "mask_h": 264
}]
</instances>
